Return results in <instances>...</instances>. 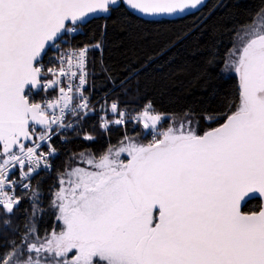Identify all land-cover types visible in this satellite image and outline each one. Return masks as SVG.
<instances>
[{
    "label": "snow or ice",
    "instance_id": "6c2138e0",
    "mask_svg": "<svg viewBox=\"0 0 264 264\" xmlns=\"http://www.w3.org/2000/svg\"><path fill=\"white\" fill-rule=\"evenodd\" d=\"M117 2L0 0V231L11 233L0 246V264H264V204L256 211L242 210L246 197L264 198V0L241 25L239 44L233 42L231 62L225 61L238 77L239 102L228 107L223 123L210 107L197 112L190 105L177 126L171 120L175 113H154L149 101L133 120L151 129L152 139L144 144L126 136L127 143L109 145L98 158L75 153L93 170H57L59 187L51 191L48 205L57 224L45 235L34 225L37 213L46 209L40 182L31 181L41 170L51 171V158L58 154L52 139L59 135L67 143L72 131L77 138L82 134L84 141H94L83 122L97 112L101 131L126 122L117 100L109 107L105 93L97 108L92 93L86 94L96 65L109 71L104 60L107 24L94 42L61 51L58 67L45 70L42 53L46 46L58 47L62 34L77 31L90 14L109 13ZM120 2L149 16L202 4ZM118 31L122 41L145 38L130 23ZM96 52L99 57H92L89 71V55ZM206 63L193 81L215 98L219 90L208 72L214 60ZM50 90L57 95L32 99ZM109 113L118 118L109 120ZM165 116L169 127L157 132ZM201 118L218 126L200 134ZM16 170L19 176L12 178ZM22 199L29 201L31 215L25 209L24 218L14 225L12 215Z\"/></svg>",
    "mask_w": 264,
    "mask_h": 264
},
{
    "label": "trees",
    "instance_id": "16d2710c",
    "mask_svg": "<svg viewBox=\"0 0 264 264\" xmlns=\"http://www.w3.org/2000/svg\"><path fill=\"white\" fill-rule=\"evenodd\" d=\"M261 4L262 0H209L201 9L181 17L144 19L120 3L106 17L92 18L80 25L71 38L75 45L94 42L93 37H98L101 27L105 24L108 26L109 47L104 50V60L109 71L104 72L99 64L96 65V75L89 77L87 94L92 93L91 100H96L94 105L97 108V101L102 102L107 93L108 103L117 100L120 107L127 111H137L151 101L154 112L175 113L172 117L181 116L190 105L197 112L210 107L221 114L218 121L221 123L228 107L239 102L237 76L222 69L226 54L237 30ZM124 23H130L145 38L136 42L122 41L118 28ZM93 56L98 58L99 53H90L89 71L92 70ZM209 59L214 60V65L208 68V72L219 90L215 98L193 81L196 71L207 67ZM220 73L222 78L217 79ZM109 75L112 77L110 80L107 78ZM218 123L209 126L201 118L198 132ZM83 128L96 139L84 141L82 134L77 138L69 131V142L56 141L58 154L53 159L51 171H41L33 179V185L39 181L44 193L43 206L46 210L42 215L38 212L33 221L41 235H45L46 230L52 231L56 225L54 209L48 206L51 191L58 186L57 170L66 168L73 153L87 150L99 155L126 134L138 133L143 138L149 135L148 131L142 133L139 124L128 122L113 125L107 132L101 131L96 114L84 120ZM259 204V199L254 198L247 201L242 209L255 211ZM25 209L29 210L30 216L29 201L22 199L12 215L14 225L24 218ZM10 234L0 231V246L4 244L6 235Z\"/></svg>",
    "mask_w": 264,
    "mask_h": 264
},
{
    "label": "built area",
    "instance_id": "2783aa9c",
    "mask_svg": "<svg viewBox=\"0 0 264 264\" xmlns=\"http://www.w3.org/2000/svg\"><path fill=\"white\" fill-rule=\"evenodd\" d=\"M74 34H75V32L68 33L67 36H63L59 41L56 42V45H58V47H56V46L49 47V49L45 53L43 59L40 61V64L45 68V70H47V68H49V67H53L54 65L57 67L59 66L58 61H56V57L59 56L61 51H67V50H70L73 48L83 47V45H75L71 42V38ZM47 79H51V76H48ZM86 94H87V91H86ZM56 95H57V90H50L47 93H45L44 91H39V92L35 93L34 95H32V99L34 101H40L45 96H47L49 99H51V98L55 97ZM95 101L96 100H92L93 104H95ZM111 102L108 103L109 107L111 105ZM121 109L123 111H125V113H126V116L124 118L126 121L125 123L128 122V123L136 124L138 122L134 121L133 117H139L140 112L144 108L142 107L137 111H127L123 108H121ZM96 115L100 116L101 113L97 112ZM117 118L118 117L111 115V113H109V115H108L109 120H114ZM56 141H61V138L59 135L55 136L51 141V143L55 146V148H56ZM42 150L44 152H47L48 151L47 145L42 146ZM53 159H54V157L51 158V165L53 163ZM41 171H43V170H41ZM18 176H19V170H16L12 178H18ZM34 177L32 178V181H31L32 184H33ZM15 194H16V196L19 197L22 195V192L19 188H17V189H15Z\"/></svg>",
    "mask_w": 264,
    "mask_h": 264
},
{
    "label": "rangeland",
    "instance_id": "374dc122",
    "mask_svg": "<svg viewBox=\"0 0 264 264\" xmlns=\"http://www.w3.org/2000/svg\"><path fill=\"white\" fill-rule=\"evenodd\" d=\"M70 27H71V26H70ZM239 31H241V27L237 30V32H239ZM237 32H236V33H237ZM236 33H235V35H234L233 42H235L236 44H239L240 37H239ZM67 35H68V33L66 32V33L64 34V36H67ZM233 42H232V45H231V47L229 48V50H228V52H227V54H226V57H225V60H224V63H223V67H222V69H223V71H224L225 73H228V74H234V75H235V73L232 72V71H230V69L228 68V66L225 64V61H228L229 64H230V62H231L232 57H231V54H230V50H231L232 47H233ZM237 78H238V77H237ZM143 108H144V107H143ZM154 113H158V112H154ZM139 115H140V114H139ZM182 119H183V116H182V115H181V116H176V117H171V120H174V121L176 122V125H177V126H179V122H180ZM138 123H139V122H138ZM138 123H137V124H138ZM169 124H170V119H169L168 116H165V118L159 123V125H158V127H157V132H160V131H163V130L167 129V127H169ZM139 126H140L141 129H142V133H144L145 131H148L149 135H148L146 138L141 137L140 134H138V133H137V134H136V133H135V134H126V135H125L120 141H118L117 143L113 144V146H115V147H119L121 141H123L124 143H127V141L124 139L126 136L135 139L136 142H138V143H144V144H147V143L152 139V135H153V133H152L151 129H148V130L143 129V125H142L141 123H139ZM106 150H107V149H106ZM106 150H105V151H106ZM81 151H84L85 154H86V156H87V155H92V153L89 152V151H87V150H80V151H77V152H75V153H79V152H81ZM105 151H104V152H105ZM104 152H102L101 154H103ZM75 153H73V154L71 155V157H70V159H69V162H68L67 165H66V168H67L69 171H70L72 168H83V169L88 170V171L93 170L92 166H90L89 164L85 163L84 160H82V159L79 157V155H74ZM101 154H99V155H95V156L98 158ZM120 158L126 161V160H127V154H126V153H122ZM65 179H67V177H65ZM58 187H59V185L57 186V188H58ZM54 211H55V210H54ZM55 219H56V218H55ZM56 224H57V222H56ZM56 230L58 231L59 229L56 228Z\"/></svg>",
    "mask_w": 264,
    "mask_h": 264
},
{
    "label": "water",
    "instance_id": "95a60500",
    "mask_svg": "<svg viewBox=\"0 0 264 264\" xmlns=\"http://www.w3.org/2000/svg\"><path fill=\"white\" fill-rule=\"evenodd\" d=\"M209 0H202V4L200 5V6H198L197 8H195V9H192V8H189V9H186L185 11H183V12H177V13H173V14H157V15H151V16H149V15H144V14H140V13H137V12H134L133 10H131L130 8H128L126 5H124L127 9H129L131 12H133L134 14H136L137 16H139V17H141V18H144V19H156V18H161V17H163V18H168V19H174V18H177V17H181V16H184V15H186V14H189V13H192V12H195V11H197V10H199V9H201L207 2H208ZM121 2H120V0H118V2H117V4L116 5H113L112 6V8L113 7H116L117 5H119ZM109 13H97V14H90L88 17H87V19H86V21L85 22H83L81 25H83V24H85L88 20H90V19H92V18H96V17H106L107 15H108ZM64 34V33H63ZM62 34V35H63ZM49 47L48 46H46V49H45V51L42 53V58H43V55H44V53L47 51V49H48ZM41 58V59H42ZM41 61V60H40ZM226 118V117H225ZM224 118V119H225ZM224 122V120L221 122V123H223ZM218 125H216V126H214V127H217ZM209 129V128H208ZM208 129H206V130H208ZM206 130H204V131H206ZM204 131H202L200 134H203V132ZM27 143H31V142H27ZM254 198H257V199H259V202H260V204H259V207H260V205L261 204H264V198H261V197H259V195L258 194H255V195H250L249 197H246L245 198V200L244 201H242V208H243V206H244V204L247 202V201H249V200H251V199H254ZM259 209V208H258ZM257 209V210H258ZM243 210V209H242ZM244 211V210H243ZM256 211V210H255ZM244 212H247V211H244ZM250 212V211H249Z\"/></svg>",
    "mask_w": 264,
    "mask_h": 264
}]
</instances>
